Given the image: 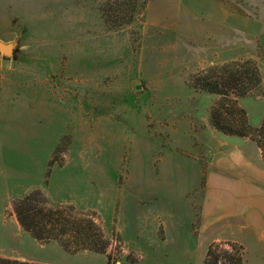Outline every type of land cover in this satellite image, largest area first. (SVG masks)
<instances>
[{
	"label": "rangeland",
	"instance_id": "374dc122",
	"mask_svg": "<svg viewBox=\"0 0 264 264\" xmlns=\"http://www.w3.org/2000/svg\"><path fill=\"white\" fill-rule=\"evenodd\" d=\"M111 1L0 0V43L17 44L14 58L0 51V115L10 116L9 124L0 120V150L5 130L15 132L11 145L20 142L26 153V189L49 188L55 200L81 205L54 204L89 213L114 264H204L211 245L231 252V243L248 264L243 245L202 232L209 111L218 98L187 83L210 67L194 72L197 60L153 33L166 0H118V21L128 23L120 29L103 18ZM241 2L264 8V0ZM14 198L0 180V214ZM172 237L175 245L160 241ZM12 242L0 254L108 264L92 252L55 256L28 233Z\"/></svg>",
	"mask_w": 264,
	"mask_h": 264
},
{
	"label": "crops",
	"instance_id": "0c3cea01",
	"mask_svg": "<svg viewBox=\"0 0 264 264\" xmlns=\"http://www.w3.org/2000/svg\"><path fill=\"white\" fill-rule=\"evenodd\" d=\"M157 16L152 21L153 33L168 37L167 43H178L186 57L197 60L194 72L235 61L252 59L258 62L263 77L260 92L241 98L237 103L246 111L251 126H261L264 119V8L250 7L241 0H166ZM0 120L9 124V114L6 117L0 115ZM212 130L210 143L206 146L209 152L208 173L199 204L202 232L210 230L212 234L219 235L215 240L233 239L244 246L248 264H264L262 151L249 139L229 137ZM5 131L0 150V180L7 196L18 200L36 188L26 189L25 149L20 148V142L11 145V139H16L17 134ZM49 190L42 189L53 205L73 204L55 200ZM16 236H27V232L19 224L13 207L9 206L0 214V246L9 243L11 248L14 247L12 237ZM1 237H9L10 240ZM171 239L173 243L169 241ZM160 241L168 245L177 242L173 237ZM34 242L41 248H50L55 256H88L90 253L83 251L70 255L55 242L40 244L35 239ZM0 251L5 253V249ZM0 258L53 264L20 256L0 254Z\"/></svg>",
	"mask_w": 264,
	"mask_h": 264
},
{
	"label": "trees",
	"instance_id": "16d2710c",
	"mask_svg": "<svg viewBox=\"0 0 264 264\" xmlns=\"http://www.w3.org/2000/svg\"><path fill=\"white\" fill-rule=\"evenodd\" d=\"M113 0L102 8L103 18L111 29H120L128 23H122L123 6ZM131 20V19H130ZM263 77L258 62L252 59L235 61L222 66H212L188 79V86L195 92H203L218 99L210 108L209 124L218 133L225 136L249 139L264 153V119L259 127L250 125L247 113L238 106V100L251 97L260 92ZM60 147L56 149L58 152ZM56 160L50 161L52 167ZM50 173L47 175L49 178ZM48 180L46 181V184ZM13 210L25 232L41 244L56 242L70 255L83 251L106 255L108 264L115 259L107 254L110 245L89 213L72 205H53L41 190L30 192L17 200ZM220 245H211L204 264H219L221 258L226 264H244L236 244L231 243L229 251L219 252ZM223 255V257H222ZM0 264H37L0 258Z\"/></svg>",
	"mask_w": 264,
	"mask_h": 264
},
{
	"label": "water",
	"instance_id": "95a60500",
	"mask_svg": "<svg viewBox=\"0 0 264 264\" xmlns=\"http://www.w3.org/2000/svg\"><path fill=\"white\" fill-rule=\"evenodd\" d=\"M16 50H17V44H15V43H12V44H2V43H0V51L2 52L4 57L7 58V59L14 58ZM136 89L140 90L141 86L137 85Z\"/></svg>",
	"mask_w": 264,
	"mask_h": 264
}]
</instances>
